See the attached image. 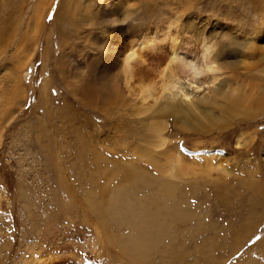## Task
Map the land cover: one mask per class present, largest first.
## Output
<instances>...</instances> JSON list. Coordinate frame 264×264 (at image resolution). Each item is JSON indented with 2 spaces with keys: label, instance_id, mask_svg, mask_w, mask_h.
I'll list each match as a JSON object with an SVG mask.
<instances>
[{
  "label": "rangeland",
  "instance_id": "1",
  "mask_svg": "<svg viewBox=\"0 0 264 264\" xmlns=\"http://www.w3.org/2000/svg\"><path fill=\"white\" fill-rule=\"evenodd\" d=\"M54 1L38 51L24 53L16 39L0 52V264H31L42 256L59 257L51 260L58 264L264 263L257 252L264 241V0H132L120 26L85 27L83 34L112 43L119 27L141 41L148 31L178 22L180 38L186 28L190 35L216 30L223 54L232 49L224 34L238 37L240 46L229 56L239 66H225L220 83L250 99L238 106L215 97L202 110H212L217 121L201 117V131L179 129L168 117L169 147L194 166L177 179L157 173L151 160L165 163L160 151L147 154L157 113L145 115L133 102L112 107L113 99L101 109L75 99L58 59L64 53L74 74L91 67L97 75L106 69V49L113 48L110 43L96 51L85 44L78 36L83 30L68 17L54 22L63 0ZM10 2L15 16L23 5L22 34L38 0H0V7ZM192 20L198 24L193 31ZM0 38L3 48L11 35ZM190 52L186 57L201 61V46ZM99 61L104 68L98 63L97 73ZM52 103L72 108L80 135L61 132ZM125 167L133 171L127 177ZM172 207L179 209L176 215Z\"/></svg>",
  "mask_w": 264,
  "mask_h": 264
},
{
  "label": "bare ground",
  "instance_id": "2",
  "mask_svg": "<svg viewBox=\"0 0 264 264\" xmlns=\"http://www.w3.org/2000/svg\"><path fill=\"white\" fill-rule=\"evenodd\" d=\"M5 1L6 0H4V2ZM109 1L97 0V2H95V0H71L67 3L66 0H63L62 4H59V8L55 13L54 22H57V24L60 25L62 18L68 17L67 19L69 20L67 21L70 22V24L76 25L80 31L83 30L78 36L80 39L83 38L82 40H85V44L90 43L93 45V49L96 51H103V49H106L105 47L107 44L109 47L111 42L109 40L106 41L107 39L104 38L106 36L96 38L95 40L92 39L91 36L83 34L85 27H91L92 29L98 26L103 27L104 23L106 22L108 24H118L121 17H130L128 16L129 14L127 15L125 8L130 6V2L132 0H116L117 4H115L113 1ZM254 1L255 0H253V2ZM54 2V0H38L36 6L34 7L32 16L26 23V30L25 32H22V34H20L18 31V28L24 22L23 5L18 6L19 16H15L13 9L15 8L14 6H16V4L14 2H10L8 4L2 3V6L0 7V37L5 38L6 36L11 35V38L7 42L6 47L2 48L0 44V52L4 53L7 48L11 47L12 43H14L16 39H19L18 45L19 47L23 46L24 53L28 49L31 50L32 54L38 51L39 47L37 45L39 42H41L45 33L44 27L46 26V17L52 9ZM251 2L252 0L248 1V3ZM118 4L119 6H117ZM191 4L192 5L190 8L194 6L193 3ZM68 5H70L69 9L66 7ZM117 7L119 8V12L116 13ZM254 10L256 11V9ZM17 19L18 22L16 23ZM75 19H77V22H75ZM192 23L193 24L191 27H189V29L193 31V28H195V26L198 24H194L193 20ZM187 25H190L189 22L187 24L185 23V28ZM70 27H72V25ZM165 27L158 28L155 31H148V34L146 33L145 36L143 35L146 38L141 41H138L139 39L136 40L134 33L129 34L128 36V34L125 33L124 28L119 27L116 30L119 35V39L112 41L111 43V47L113 49H111L110 52L107 51V49L106 52L104 51L105 53H109V57L106 54V56L109 58L107 63L108 66L104 63L106 65L105 71L103 72L104 69L100 70L101 73L97 75H94L91 72V67L83 68L79 73L76 72L74 74V70L72 66L69 65L66 54L63 53L65 49L64 37L62 38V42L59 44V46L61 45V47H63H59L63 54L58 59L57 65L61 71L60 73H65V76L72 85V88L74 85V89L71 88L70 90H72L75 99L78 101L82 100L83 102L93 105L97 103V106H100L101 109H104L114 99L112 107L117 103L119 105H124L125 103L128 104L133 102L135 105H139L143 108L140 111L145 115L149 113L152 115L157 113L155 115L158 116V121H154L156 120L155 115L151 116L153 121L152 126H149L150 129L148 131L150 133V138L154 139L155 141L150 142L149 147H152V149L148 147L146 148L147 154L149 153V155H151V152L154 153L155 151L158 153L160 151V155L165 156V163H158V161L153 163L154 160H151L153 161L152 164L155 165L157 173L161 175L166 173V175L173 176L174 178L177 176L175 178L177 179L178 176L193 173L194 166H189L187 163L188 160L186 161L185 158L174 152L173 149L169 147L165 133L168 117L176 119L175 126L179 129H198V131H201L199 129L201 128L200 124H202L200 123V121H202L201 117H203V119L209 123H211L209 120L211 119L212 124L213 122L215 123L217 121V118L211 113L212 110H202L203 105H207L211 103L215 97L221 96L224 97L228 103H235L236 105L240 106V104L244 103L250 96H243L244 93L242 94L238 89H230V91H225V84L220 83V75L222 74L224 67L226 66L229 68H236L238 65L236 59L233 56H229L231 51H236L240 46L238 37L234 36L233 33L224 34V37L228 39V43L232 49H228L229 51L223 54V51L222 53L219 51V45L216 43V38L218 37L216 30L208 29L207 33H202L201 28L198 29V32L191 31L192 35H190V31H188L186 28L185 31L183 29L184 35L185 32L186 35L180 38L178 30L175 31V29H179L180 27L178 22H174L168 27ZM205 28L207 29L208 27L205 26ZM166 29H168V31ZM158 34L162 35L163 38L159 39ZM50 36L51 34L47 35L46 43H50ZM58 39L60 40V38ZM111 39L114 40L116 38ZM67 43L69 44V41ZM198 46L202 47V56L200 62L186 57L188 56L187 54L191 53L190 51H192L194 48L196 49ZM261 48L264 49V47ZM104 52H98L97 57L102 53L104 54ZM102 59L103 60L101 61L103 62L107 61L104 58ZM101 61L96 63L95 70L98 69L97 64H100ZM250 62L252 63V61ZM170 63L172 64L171 67L167 65ZM95 67L94 65L92 66L93 72ZM98 79L100 81L99 84H97ZM75 85H77L76 87L80 88L79 94H77L78 88H75ZM18 91L15 92L17 93ZM17 94H19V92ZM98 97L101 99L99 102L95 101ZM52 106L53 103L50 108ZM53 107L57 109V114L56 117L54 116L55 113L52 114V116L58 119V124L62 125L61 132H72L73 136H75L74 134L77 136L80 135V133H78V129L81 125L77 126L76 123L73 122L77 117L72 113V108L68 107L65 103H62L61 106H56L54 103ZM141 112L139 114H141ZM53 123L55 124L54 120ZM84 138V136L81 138L82 142H84ZM125 168L128 170V172H130L128 173L124 170L125 177L133 173V171L129 170L127 167ZM116 175H118V173H116ZM171 195L172 193H170L169 198H172ZM98 206L99 207H97V209L99 208V210H102L103 207L100 205ZM172 209L174 213L173 215H176L175 213L179 212V209H177L176 212H174L175 208L172 207ZM169 212H172L170 211V208ZM113 243L115 244V242ZM257 252L259 256H264V241L260 244ZM58 258L59 257L47 258L42 256L38 258V260L33 259L31 264H58V260L51 261ZM35 260L36 262H34Z\"/></svg>",
  "mask_w": 264,
  "mask_h": 264
}]
</instances>
